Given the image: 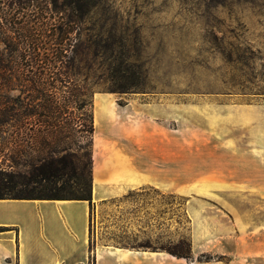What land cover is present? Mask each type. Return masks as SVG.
Returning a JSON list of instances; mask_svg holds the SVG:
<instances>
[{
	"label": "rangeland",
	"instance_id": "rangeland-1",
	"mask_svg": "<svg viewBox=\"0 0 264 264\" xmlns=\"http://www.w3.org/2000/svg\"><path fill=\"white\" fill-rule=\"evenodd\" d=\"M52 2L43 0L33 12L17 15L29 23L32 38L45 36L42 47L47 49L60 16L51 12ZM89 18L79 27L80 41L75 33L72 42L63 44L77 50L78 81L96 83L91 93L92 160H137L163 180H173L179 193L180 241L166 249L180 245V252L187 250L191 200L215 209L237 207L231 214L243 215L245 229L264 226V0H106ZM102 26V46L114 43L110 59L86 55L88 37ZM1 37L0 66L11 65L18 60ZM103 63L130 71L124 79L101 76L96 69ZM16 77L9 85L10 101L25 97ZM104 83L141 89L119 93L103 89ZM8 134L18 142L26 131L17 136L9 128ZM39 190L0 184L1 195ZM57 190L65 193L61 184ZM146 194L159 195L152 189ZM102 236L96 225L92 239Z\"/></svg>",
	"mask_w": 264,
	"mask_h": 264
},
{
	"label": "crops",
	"instance_id": "crops-1",
	"mask_svg": "<svg viewBox=\"0 0 264 264\" xmlns=\"http://www.w3.org/2000/svg\"><path fill=\"white\" fill-rule=\"evenodd\" d=\"M106 159L92 160V209L78 200L0 199V264H264V226L245 229L243 215L231 214L237 207L192 200L186 209L191 258L171 255L166 247L180 241L173 180L137 160ZM95 165L101 169L96 191ZM148 189L158 198H148ZM96 225L104 236L94 240ZM201 255L214 259L199 261Z\"/></svg>",
	"mask_w": 264,
	"mask_h": 264
},
{
	"label": "trees",
	"instance_id": "trees-1",
	"mask_svg": "<svg viewBox=\"0 0 264 264\" xmlns=\"http://www.w3.org/2000/svg\"><path fill=\"white\" fill-rule=\"evenodd\" d=\"M42 1L0 0L1 41L19 61L0 66V81L5 89L0 103V184L12 189L19 184L42 187L37 194H0V199L78 200L87 201L92 209L94 124L91 93L96 83L89 85L78 81L80 69L74 65L77 50L74 46L70 51L71 44L63 43L72 42L71 35L75 33V39L80 41L79 27L106 0H52L55 6L51 12L60 16L58 25L52 27L55 34L49 41L51 45L48 49L42 47L45 36L32 38L29 23H22L17 17L20 13L26 15L33 12L35 5ZM59 1L60 5L57 4ZM103 26L101 31L99 29L94 36L90 35V39L88 37L86 55L110 59L114 43L102 46L105 42L101 38ZM93 28H96L95 25ZM93 38H99V42H93ZM98 70L101 76L123 79L130 71L127 66L115 67L104 63ZM14 75L19 78L20 92L25 97L19 96L10 101L8 93L12 89L9 85ZM105 84L101 85L103 89L119 93L138 88L126 83ZM9 128L14 129L17 136L19 132L26 131V136L18 142L9 140ZM22 141L25 146H21ZM58 184L65 193H58ZM179 247L168 252L178 258L190 259V244L183 253ZM213 259L209 255L199 257V261L205 262ZM90 261L93 262V259L90 258Z\"/></svg>",
	"mask_w": 264,
	"mask_h": 264
},
{
	"label": "bare ground",
	"instance_id": "bare-ground-1",
	"mask_svg": "<svg viewBox=\"0 0 264 264\" xmlns=\"http://www.w3.org/2000/svg\"><path fill=\"white\" fill-rule=\"evenodd\" d=\"M110 105H111V108H114V103H113V100H110ZM111 115H114V109H112L111 110ZM97 147H98V145H97ZM94 155L95 154H93V158H94ZM95 157H96V155H95ZM100 172H101V170H99L96 166H95V168H94V171H93V184H94V190L96 191V189H97V187H98V185H99V182H100V179H99V177H100Z\"/></svg>",
	"mask_w": 264,
	"mask_h": 264
}]
</instances>
